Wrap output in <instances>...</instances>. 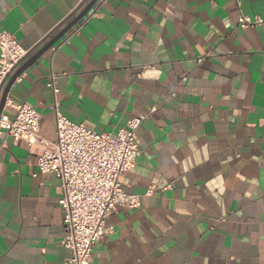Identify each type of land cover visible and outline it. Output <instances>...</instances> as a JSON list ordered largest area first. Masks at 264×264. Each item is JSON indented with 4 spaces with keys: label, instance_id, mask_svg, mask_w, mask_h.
Segmentation results:
<instances>
[{
    "label": "crops",
    "instance_id": "obj_1",
    "mask_svg": "<svg viewBox=\"0 0 264 264\" xmlns=\"http://www.w3.org/2000/svg\"><path fill=\"white\" fill-rule=\"evenodd\" d=\"M89 1L0 0L20 65ZM242 15L263 17L264 0H97L10 87L2 113L33 106L49 140L51 74L73 122L115 131L147 116L119 178L139 206L106 217L90 264H264V22ZM34 150L0 134V264H73L60 182Z\"/></svg>",
    "mask_w": 264,
    "mask_h": 264
},
{
    "label": "built area",
    "instance_id": "obj_2",
    "mask_svg": "<svg viewBox=\"0 0 264 264\" xmlns=\"http://www.w3.org/2000/svg\"><path fill=\"white\" fill-rule=\"evenodd\" d=\"M263 22L264 16L242 15L238 23L246 27ZM26 52L11 33L0 31V90ZM55 79L51 74L47 82L53 93L55 138L39 135L40 114L27 103L14 105L12 117L0 113V134L25 141L35 149L39 173H52L59 180L64 230L60 243L70 252L69 262L90 264L94 245L108 230L106 217L118 206H139V196L126 192L119 178L135 165L140 153L138 129L147 116H132L115 131H95L59 111ZM154 188L151 184L146 193Z\"/></svg>",
    "mask_w": 264,
    "mask_h": 264
},
{
    "label": "water",
    "instance_id": "obj_3",
    "mask_svg": "<svg viewBox=\"0 0 264 264\" xmlns=\"http://www.w3.org/2000/svg\"><path fill=\"white\" fill-rule=\"evenodd\" d=\"M96 1L97 0H90L78 13H76V11L78 10L79 7L76 10H74L73 13H76L75 17L71 20L66 19V21L69 22L57 34H55L47 42H45L44 45L36 53H34L31 57H29L26 61H24L22 65H20L11 74L5 85L2 86V94L0 97V113L2 112V108L5 104L8 91L12 86V84L14 83L15 79L20 75V73L23 70H25L30 64H32L42 54L43 51L50 48L56 41L62 38L81 18H83L88 13V11L92 8V6Z\"/></svg>",
    "mask_w": 264,
    "mask_h": 264
}]
</instances>
